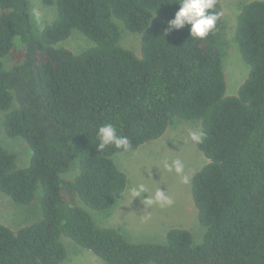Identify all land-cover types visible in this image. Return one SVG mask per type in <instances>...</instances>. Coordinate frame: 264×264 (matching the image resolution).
Listing matches in <instances>:
<instances>
[{
  "label": "trees",
  "instance_id": "1",
  "mask_svg": "<svg viewBox=\"0 0 264 264\" xmlns=\"http://www.w3.org/2000/svg\"><path fill=\"white\" fill-rule=\"evenodd\" d=\"M176 2L55 0V20L35 34L27 0H0L3 127L31 151L18 168L0 146V192L19 205L38 193L41 209L17 230L0 224V264H61V236L106 264H264V0L237 16L234 41L248 74L235 95L225 93L222 15L193 39L190 26L167 31ZM213 11L222 13L218 1ZM116 21L140 36L139 55L121 47ZM72 30L93 46L80 54L57 47ZM172 118L201 123L196 145L206 163L192 176L191 197L202 241L173 228L163 243H133L98 227L85 207L111 209L127 186L113 156L157 140ZM104 123L129 150H98Z\"/></svg>",
  "mask_w": 264,
  "mask_h": 264
},
{
  "label": "rangeland",
  "instance_id": "2",
  "mask_svg": "<svg viewBox=\"0 0 264 264\" xmlns=\"http://www.w3.org/2000/svg\"><path fill=\"white\" fill-rule=\"evenodd\" d=\"M217 1L222 9L219 46L223 54L222 70L226 84L225 93L226 95H235L248 74V66L243 62L234 41L237 16L245 4L255 0ZM27 3L33 31L35 34H39L56 18L55 0H51L48 4L44 0H27ZM116 22L121 31L119 42L121 47L139 55L140 36L126 31L121 22ZM92 46V41L76 30H72L65 41L57 44V47L65 48L74 54H80ZM4 65L9 67L11 61L5 59ZM3 118L4 113L0 112V146L15 155V163L18 168H25L28 166L31 151L23 139L11 138L5 134ZM194 131L201 132L200 121L172 118L165 133L157 140L147 142L134 151L114 155L115 163L126 175L127 186L124 194L118 197L117 203L111 209L97 211L85 207L94 223L98 227H105L112 222L115 227H119L122 218L119 211L117 214L116 210L123 208L129 215L126 222L132 227L129 239L126 238L129 242L160 244L164 242L167 231L179 228L190 231L193 242L200 243L204 228L198 222L197 211L192 201L191 179L193 174L205 165L206 159L198 150L197 141L190 138L189 133ZM177 159L183 164L181 174H177L174 168L169 172L164 167L165 161L171 165ZM76 170L74 164L70 175H73ZM183 176L188 177L187 183L183 182ZM138 184H144L148 191L140 197H134L130 189ZM158 188L167 190L168 195L174 201L171 206L160 207L145 204L146 197L152 195ZM40 216L38 193L31 203L19 205L0 192L1 225L11 230H17L36 222ZM60 241L66 250V257L61 264H106L90 251L81 248L64 236H61Z\"/></svg>",
  "mask_w": 264,
  "mask_h": 264
},
{
  "label": "clouds",
  "instance_id": "3",
  "mask_svg": "<svg viewBox=\"0 0 264 264\" xmlns=\"http://www.w3.org/2000/svg\"><path fill=\"white\" fill-rule=\"evenodd\" d=\"M179 8L175 12L174 18L168 21L167 31L181 30L186 26H190L189 32L193 39H203L212 33L217 25L222 13L213 11L217 0H177ZM38 15V14H36ZM193 141H200L203 136L202 132L194 131L189 133ZM95 137L98 141L97 148L101 152L108 147L114 146L116 149L127 151L131 147L130 140L123 135H118L117 128L112 123H104L95 131ZM164 167L169 171L173 168L177 174L183 172V164L177 159L170 165L164 162ZM183 182H188V177H182ZM148 191L144 184H138L130 189L134 197H140ZM174 203L167 190L158 188L152 195L146 197L145 204L147 206L158 205L160 207L171 206Z\"/></svg>",
  "mask_w": 264,
  "mask_h": 264
},
{
  "label": "crops",
  "instance_id": "4",
  "mask_svg": "<svg viewBox=\"0 0 264 264\" xmlns=\"http://www.w3.org/2000/svg\"><path fill=\"white\" fill-rule=\"evenodd\" d=\"M122 194H124V192L122 193ZM121 194V195H122ZM118 201V200H117ZM117 201H116V203H117ZM115 203V204H116ZM114 204V205H115ZM120 209V208H119ZM119 209H117L116 210V213L118 214V211H119V214H120V216H121V218H122V222H121V225L119 226V227H115L113 224H112V222H110V223H108L105 227H112V228H114V229H116L125 239L126 238H128V236H129V234H131L132 232H131V230H132V227H131V225H129L127 222H126V218H128L129 217V215H127V213L124 211V209L123 208H121L120 210ZM110 215V217H111V214H109ZM123 227V228H122ZM125 227H126V229H125ZM124 234V235H123ZM129 239V238H128ZM128 239H126V240H128Z\"/></svg>",
  "mask_w": 264,
  "mask_h": 264
}]
</instances>
